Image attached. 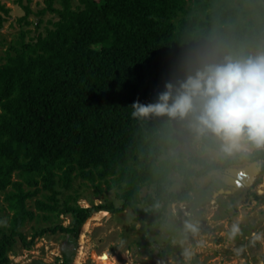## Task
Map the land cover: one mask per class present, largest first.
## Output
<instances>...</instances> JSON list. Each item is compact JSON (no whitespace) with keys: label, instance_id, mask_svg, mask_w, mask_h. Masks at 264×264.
<instances>
[{"label":"trees","instance_id":"trees-1","mask_svg":"<svg viewBox=\"0 0 264 264\" xmlns=\"http://www.w3.org/2000/svg\"><path fill=\"white\" fill-rule=\"evenodd\" d=\"M32 1L14 0L25 11L20 25L33 24ZM44 3L36 15H55L53 27L28 41L22 32L0 58V194L13 213L7 231L0 223V264L46 234L64 233L76 245L96 213L132 208L142 224H164L172 204L191 200L196 179L264 161V150H254L215 160L190 155L187 165L180 161L185 154H171L179 145L173 120L131 115L134 102H156L165 83L197 67L200 55L222 59L264 49V0ZM10 12L0 1V29ZM201 141L220 150L214 138ZM174 173L182 181L177 190ZM76 180L91 183L98 196L106 184L115 197L82 207L79 194H67ZM144 188L151 192L141 197ZM139 200L145 210L135 206ZM40 216L70 223L41 228L28 240L23 227ZM63 254L61 264H71L73 252Z\"/></svg>","mask_w":264,"mask_h":264},{"label":"rangeland","instance_id":"rangeland-1","mask_svg":"<svg viewBox=\"0 0 264 264\" xmlns=\"http://www.w3.org/2000/svg\"><path fill=\"white\" fill-rule=\"evenodd\" d=\"M0 1L11 9L0 29V58L5 56L7 49L17 46L22 32L26 33L28 41L39 34L45 35L46 28L53 27L49 21L58 20L52 13L42 17L36 15L46 4L44 0H33L31 7L35 13L29 18L33 24L20 25L24 9L14 0ZM73 2L77 4L78 0ZM60 3L61 0H56L55 5L58 7ZM40 18L43 21L38 27L36 23ZM259 53H264V49L253 55ZM173 126L179 145L171 154H185L181 162L188 165L187 156L190 155L208 160L229 157L221 150L206 147L201 137L189 131L187 121L173 120ZM254 150L249 148L239 153L248 154ZM172 177L175 180L173 188L180 189V173ZM102 188L104 192L98 196L91 183L76 180L74 189L67 194H79L78 204L87 208L92 202L100 205L115 197L114 189L110 190L106 184ZM148 192L151 191L144 188L141 197ZM0 195V223L7 231L13 213L3 201L4 195ZM191 195L189 202L169 207L164 224H142L132 208L117 214L102 213L94 218L96 213L82 226L76 245L64 233L46 234L36 238L31 249L17 246L10 253V264H61L66 249L73 252L71 264H264V161L233 166L196 179ZM29 206L38 212L34 201ZM135 206L139 210L146 209L143 200ZM60 222L67 226L70 220L61 216L46 221L40 216L27 221L22 231L31 240L37 230ZM187 223L195 224L197 231L187 230ZM234 225L239 228L235 235L232 234ZM185 250L190 256H185Z\"/></svg>","mask_w":264,"mask_h":264},{"label":"clouds","instance_id":"clouds-1","mask_svg":"<svg viewBox=\"0 0 264 264\" xmlns=\"http://www.w3.org/2000/svg\"><path fill=\"white\" fill-rule=\"evenodd\" d=\"M197 67L185 68L182 78L169 80L158 99L131 107L133 118L150 115L188 122L199 137H211L225 155L264 150V53L237 56L200 55ZM195 233L193 223L185 225ZM239 232L233 226L232 234ZM185 256L190 253L185 250Z\"/></svg>","mask_w":264,"mask_h":264},{"label":"flooded vegetation","instance_id":"flooded-vegetation-1","mask_svg":"<svg viewBox=\"0 0 264 264\" xmlns=\"http://www.w3.org/2000/svg\"><path fill=\"white\" fill-rule=\"evenodd\" d=\"M256 150V149H255ZM242 166V165H241Z\"/></svg>","mask_w":264,"mask_h":264}]
</instances>
